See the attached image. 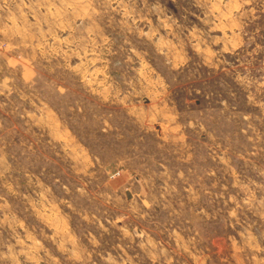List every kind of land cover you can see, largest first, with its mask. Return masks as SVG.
<instances>
[{
  "label": "rangeland",
  "instance_id": "rangeland-1",
  "mask_svg": "<svg viewBox=\"0 0 264 264\" xmlns=\"http://www.w3.org/2000/svg\"><path fill=\"white\" fill-rule=\"evenodd\" d=\"M0 264H264V0H0Z\"/></svg>",
  "mask_w": 264,
  "mask_h": 264
}]
</instances>
